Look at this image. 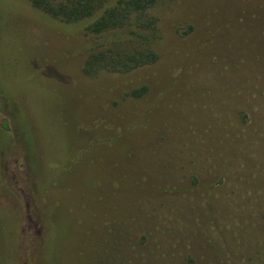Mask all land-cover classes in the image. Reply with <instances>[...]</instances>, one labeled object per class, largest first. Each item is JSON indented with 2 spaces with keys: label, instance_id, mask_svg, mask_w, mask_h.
Segmentation results:
<instances>
[{
  "label": "rangeland",
  "instance_id": "obj_1",
  "mask_svg": "<svg viewBox=\"0 0 264 264\" xmlns=\"http://www.w3.org/2000/svg\"><path fill=\"white\" fill-rule=\"evenodd\" d=\"M150 14L159 60L88 76L82 30L0 0V111L53 184L35 197L26 160H4L0 264H29L53 205L54 263L264 264V0H158Z\"/></svg>",
  "mask_w": 264,
  "mask_h": 264
},
{
  "label": "trees",
  "instance_id": "obj_2",
  "mask_svg": "<svg viewBox=\"0 0 264 264\" xmlns=\"http://www.w3.org/2000/svg\"><path fill=\"white\" fill-rule=\"evenodd\" d=\"M27 2L44 20L59 22L62 28L68 26L66 29L70 31L82 30L88 36V55L82 68L88 76H95L102 71L131 72L142 66L154 64L160 58L158 47L162 36L158 30L157 19L150 14L151 8L158 0H27ZM146 91L147 87L142 86L134 89L131 94L141 97ZM0 114L9 118L8 122L0 123V137L3 141L0 155V192L10 189L9 177L3 166L4 160L11 156H21L27 162L26 173L34 177L29 180L33 194L35 197H41L53 184L39 183L33 172L32 161L18 150L21 135L13 126V117L1 111ZM83 155L79 156L75 150L67 168L80 162ZM76 157L79 159L75 160ZM53 206L50 207V211ZM50 211L43 219L45 232L40 245L32 246L29 251V255L31 254L29 264H60L58 261L52 262L47 254L49 242L46 237L49 229L46 223H49ZM14 264H17L16 256Z\"/></svg>",
  "mask_w": 264,
  "mask_h": 264
}]
</instances>
